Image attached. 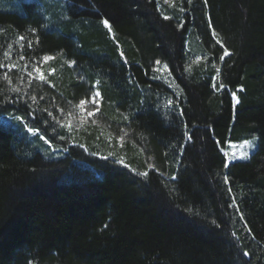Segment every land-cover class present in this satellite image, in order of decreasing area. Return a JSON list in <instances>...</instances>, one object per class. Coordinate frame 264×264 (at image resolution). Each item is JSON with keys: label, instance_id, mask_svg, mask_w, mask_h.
<instances>
[{"label": "trees", "instance_id": "trees-1", "mask_svg": "<svg viewBox=\"0 0 264 264\" xmlns=\"http://www.w3.org/2000/svg\"><path fill=\"white\" fill-rule=\"evenodd\" d=\"M186 1L180 22L164 19L155 0H65L76 28L60 34L44 30L37 2L21 15L0 10V28L38 29L40 55L62 51L142 87L158 86L145 71L159 60L181 90L177 116L148 100L131 115L143 151L128 165L147 179L68 143L66 155L47 159L0 124V264H264V0ZM190 32L220 61L218 83L214 69H190ZM13 109L56 143L19 103L1 105L0 116ZM255 134L250 160L227 165V143ZM151 155L159 171L148 169Z\"/></svg>", "mask_w": 264, "mask_h": 264}, {"label": "rangeland", "instance_id": "rangeland-1", "mask_svg": "<svg viewBox=\"0 0 264 264\" xmlns=\"http://www.w3.org/2000/svg\"><path fill=\"white\" fill-rule=\"evenodd\" d=\"M155 1L159 3L162 14L175 18L177 21L181 22L182 17L186 13V0H168L167 3L165 0ZM25 2H37L39 4L38 6H40V12L43 16L44 30H54L60 34L66 32V29L72 31L73 28H76L73 23L68 25L71 22V18L65 13V0H0V10L21 15L24 11L22 5H24ZM181 8H183L184 11H180ZM100 25L102 26L101 28L109 33L112 40L114 38L112 29L109 31L108 27L102 22ZM31 29L32 28L29 27L28 29L17 31L13 28L9 29V27L0 28V58H2L3 63H17L20 65L19 69L14 68L11 71L7 68H2L0 77V102L4 101L5 98H8L10 102L0 103V106L7 105L8 103H19L27 107L31 112L35 110V112L42 117L43 126L46 127L49 134L56 138V143L51 141L52 143L48 144L45 143L44 140H41L39 135L29 134L23 124L13 118L14 116H23L25 118V116L17 114L14 109L10 114L1 115L0 124L12 129H18L25 134L23 146H25L24 149L26 151L40 152L47 159H58L66 155L65 147L68 143L72 146L77 145L92 150V152L99 153V155L102 156L114 152L115 157L123 156L125 162L129 164L128 162L132 154L139 158L137 155L141 154L140 152L142 149V146L136 141L139 139L138 136H135L133 133L131 115L137 111H141L148 100L150 101V105L158 103V105L155 106L156 110L164 116L166 115V118L177 116L179 108L178 100L181 99V90L178 88L176 80L173 79L171 74L169 75L168 72L155 71L157 68L162 69L164 64L161 62V65L158 66L155 60L151 61L149 65L151 70L149 73H147L146 70L145 74L149 80L158 84V86L151 84L148 87H142L134 81H128L125 85L122 80H117V69L115 71L104 72L101 68L92 66L89 63L78 62L75 58H70L64 55L62 51H59L52 54V56L56 57L55 60L49 61L42 66V71H44L46 75L49 69H55L53 74L48 75V81H50V83H41L37 80H32L29 85L30 78L23 71V65L27 62L29 64L28 71H31L32 62L43 56L36 53L33 46L31 48L28 47V41H33L36 34L32 33L30 31ZM19 36H24L25 39L20 41ZM187 37L188 63L190 69L202 73L207 70L220 68V61H213L210 53L202 49L203 47L200 40L195 33L190 32ZM9 45H11V48L8 47ZM5 51L11 52V57L9 59L4 57ZM100 51L104 53L102 49ZM20 56H24L25 60H20ZM72 60H75L76 64L69 66L66 61ZM122 60L124 63L128 62L126 56H123ZM5 72H8L9 76L12 78L11 84L3 79V74ZM161 75L167 76V82L163 78H153ZM21 76H23V83L20 80ZM81 76L84 77L83 80L80 79ZM213 79L218 83L219 77L217 75H214ZM97 80L100 81L98 87L103 99L100 104L101 113H97L95 123L90 119L83 126L76 127L74 122V130L69 132L66 128H60L57 122L53 120L52 117L48 116V112L43 111V109H47L52 112L53 116L63 120L64 118L61 116L59 108H63L65 112L69 111L71 106L68 104V101H72V103L75 104L81 98L89 96L91 92L94 91L93 86ZM169 84L172 86L170 87ZM13 87H18L21 91L19 93L13 92L11 90ZM134 91L138 92V95H136V99L133 100ZM120 94H125V98L121 99ZM33 95L37 98L35 102L31 100V96ZM17 97H21V99L17 100ZM41 97H43V99H41ZM168 99L173 101V105L165 107ZM120 114H127L128 120H123ZM45 120L48 121V124L44 123ZM53 127L56 129L55 132L52 131ZM121 129L129 133L125 138L123 147H120L119 142L115 139V137L122 134ZM109 135L113 137L111 142L107 139ZM59 136H65L66 139L61 140ZM45 137L51 140L49 137ZM245 140H250L255 144V147L250 151V155L245 159L231 158L234 151L239 152L241 150L239 147L233 148L231 145L238 146L244 140L240 142L229 141L225 148L222 149L227 159V165L234 161H249L251 156L257 151V147H259V138L256 134ZM244 150L248 151V149ZM152 156L153 155H151L147 161L148 164H152L151 160H154V156ZM112 158L115 159L114 157ZM167 164H169L168 161L165 162V166H167Z\"/></svg>", "mask_w": 264, "mask_h": 264}, {"label": "snow or ice", "instance_id": "snow-or-ice-1", "mask_svg": "<svg viewBox=\"0 0 264 264\" xmlns=\"http://www.w3.org/2000/svg\"><path fill=\"white\" fill-rule=\"evenodd\" d=\"M165 2L167 3L168 0H165ZM188 3L191 4L192 0H188ZM204 3H207V0H204ZM180 11H184L183 8L180 9ZM164 19H170V17L168 16H164ZM102 23L108 27L109 31H111V24L109 23V21L107 19H104L102 21ZM32 33H38V29H31L30 30ZM218 34L213 30L212 31V36L216 37ZM25 39L24 36H19V40L23 41ZM33 43H35L36 45H39V36H36V40L33 41H28V47L31 48L33 46ZM217 43H220L219 40H217ZM9 48H11V45L8 46ZM230 53L228 51L227 48L224 49V53L223 56L220 57V60L223 61L225 56H229ZM120 56L123 57L124 54L121 51L120 52ZM4 57L6 59H9L11 57V52L10 51H5L4 52ZM20 60H25L24 56H20L19 57ZM56 57L52 56V55H43L41 57L38 58V60H35L32 62V70L28 71L29 68V64L27 62H25V64L23 65V71L27 74V76L30 78L29 79V85L31 84L32 80H37L41 83H50V81H48V75H51L55 72V69H49L47 75L44 71H42V66L47 64L49 61H53L55 60ZM69 66L75 65L76 61L72 60V61H66ZM156 65H161V61L157 60L156 61ZM215 67V66H214ZM0 68H7L9 71H11L12 69L16 68L19 69L20 65L17 63H3L0 62ZM155 71L157 72H168L170 75V71L168 69V65L167 63H164L161 68H157L155 69ZM216 74L217 76H219L220 73V69L219 68H215ZM154 79H161L163 78L166 82H167V76L161 75V76H155L153 77ZM3 79L6 80L9 84L12 83V78L9 76L8 72H5L3 74ZM80 79H84L83 76L80 77ZM174 79V78H173ZM21 82L23 83V76L20 77ZM99 84L100 81L97 80L95 82L94 87V91L91 92V94L89 96H86L84 98H81L77 103L73 104L72 101H68V104L71 106L69 111L65 112V110L63 108H59V112L61 113V116L64 118L63 120H61L60 118L53 116L52 112L48 111L47 109H43V111L48 112V116L52 117L53 120H55L57 122V124L59 125L60 128H66L69 132H72L74 130V122H75V126L76 127H81L83 126L85 123H87L90 119L93 123L96 122V117H97V113H101V108H100V104L101 101L103 99L101 92L99 90ZM169 86L171 87L172 85L169 84ZM215 87V85H213ZM225 86L221 83L220 84V88H224ZM13 92H17L19 93L21 90L18 87H13L11 89ZM235 97V93L232 94ZM21 99V97H17V100ZM36 96L33 95L31 96V100L33 102L36 101ZM41 99H43V97H41ZM10 102L8 100V98H5L4 101L0 102V103H7ZM11 102H15V101H11ZM236 103H239V99H236ZM173 105V101L171 99H168L165 107H170ZM118 111V110H117ZM34 112L35 110H33L32 112H29V115H33L34 117ZM123 118V120H128V115L127 114H120ZM16 121L20 122L21 124H23L24 128L26 129V131L29 134L32 135H39V138L41 140H44L45 143L51 144V140L47 139L42 133L41 130L39 128H33L30 127L27 123V121L25 120V118L23 116H14L13 117ZM35 118V117H34ZM66 121V122H65ZM45 124H48V121L45 120L44 121ZM52 131L55 132L56 129L55 127L52 128ZM121 135L115 137V139L119 142L120 147L124 146V141L125 138L129 135L128 131L121 129ZM191 137L189 136L188 139H190ZM59 139L64 140L66 139L65 136H59ZM108 141L111 142L113 137L111 135H109L107 137ZM134 143V142H133ZM231 147L236 148L239 147L241 150L239 152H233L232 153V157L234 159H245L250 155V151L251 149H253L255 147V144L250 141V140H244L240 145H231ZM244 149H248V151H245ZM141 151H143V149H141ZM92 155H99V153H92ZM227 155V153H226ZM109 157H114V162L120 164L123 167L129 168V170L134 173L137 176L143 177L145 179H147L149 172L148 171H138L136 168H132L130 165H128L125 162V158L123 156L121 157H115V153L114 152H110L108 155L106 156H102V159H109ZM148 169L149 170H155V171H159L158 169L155 168V165L153 164H149L148 165ZM171 179L175 180V176H173ZM224 181L225 183H228V179L225 176L224 177ZM174 191V189H173ZM229 192H231V188H229ZM188 212L192 213L193 210L191 208L187 209ZM196 215H198L199 213L196 212L194 213ZM213 224H215V220L212 221ZM244 255H248L247 252L244 253Z\"/></svg>", "mask_w": 264, "mask_h": 264}]
</instances>
